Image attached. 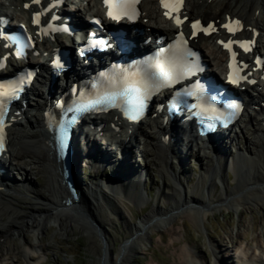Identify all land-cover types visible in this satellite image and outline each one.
<instances>
[{"label": "bare ground", "instance_id": "1", "mask_svg": "<svg viewBox=\"0 0 264 264\" xmlns=\"http://www.w3.org/2000/svg\"><path fill=\"white\" fill-rule=\"evenodd\" d=\"M24 1L26 0H8L9 4L15 6L22 5ZM91 2L92 6L96 7L99 1L91 0ZM141 6L145 18H147L145 26L149 28V33L159 30L166 32L170 29L169 22L162 17V11L159 9L157 0H143ZM186 14L190 18L199 16L203 19H219L218 23L227 19V16L237 17L244 22L247 35L252 34L249 31V27L260 28L264 31V0H187ZM217 35H219V32ZM219 38V36H211L202 39V43L207 47V50L204 52L205 56L216 68L222 65L224 56V51L217 44ZM43 70L45 71L44 67ZM45 72L48 74L47 71ZM46 80H48L47 77L42 76L40 78L42 82ZM253 91L259 99L262 98L263 93L261 90L254 89ZM32 94L39 98H42L44 95L37 87L32 89ZM256 105L257 103L253 100L247 105V110H250V112H246L238 124L240 127L239 135H243L245 141L242 147L234 144L235 150L229 149L225 139L224 143L222 142L221 136H216L215 139L208 137L205 139V142L203 139L197 140L194 137L193 127L179 128L174 127L173 124L171 125L172 128L168 129L158 117L151 118L152 122H143L138 127L139 133L137 135L127 132V125L120 121L124 134H120L121 138L112 134L109 139L112 143H119L118 148L123 146L121 148V152H123L122 158L116 159V163H111L114 159L110 158L112 161L108 160L106 163L108 165L113 164L110 168H108L109 166H101L96 163L92 167L97 171L104 166L109 169L108 174L111 175V179L109 183H106L107 186H112L110 182L115 181L114 186L122 188L121 190L126 195L132 193V196L140 197L138 196L140 194L137 187L140 184L143 171H138L137 165L134 167L136 161L133 163L131 160L132 155L128 152L127 144L132 139L137 138L142 145V147H138L139 153L148 158L151 157L150 167L155 166L159 171L163 172L161 194L169 198L173 203L168 208L162 210L158 206H152L149 212L140 219L139 225L131 229L130 233L132 237L121 244L116 254H111L107 259L108 246H103L99 263L126 264L130 255L129 252L134 251L143 239L145 229L150 223H152V226L161 227L162 223L172 221V216L175 214H182L193 224L200 223V221L206 219L207 210L213 209L211 206L215 209L218 208V205L213 202L217 182L221 183L223 189L221 195H216L215 197L224 206L237 209L242 203L254 202L264 204V125L258 118V115L264 113V110L261 108L256 110ZM31 109H35V112L29 116L27 114L24 115L23 119L16 124L17 127H22V130H18L19 128L15 127L10 129L9 145L11 146L12 155L7 160L9 162L8 166H11L12 169L24 176V184L27 186L16 185L10 177V173L12 172L9 170L0 178V220L3 221L0 224V264H3L1 262L6 258L5 255L13 252L15 247L12 244L6 249L3 248L4 240L10 239L15 235L16 240H22V244L26 248H31L33 244H30L28 241L27 231L31 230L43 234L46 224L51 219L56 221L59 230L63 231V235L68 236L73 233L75 231V223H83L92 228L95 236L99 238H104L107 233L106 229L100 225L102 221L99 210L100 206L92 204L89 201V190H81L79 192L78 188H76L78 184L76 181L78 179V172L75 176V168L80 165L81 161H87V156L83 154L82 159L80 153H78L80 162L77 160L73 163L72 177L77 195L76 199H73L63 176V162L56 159L55 151L52 147V138L49 137L47 128L44 125V108L40 104L35 103ZM111 120L118 122L119 118H116L112 113L104 116L105 128L103 130L106 135L111 132L108 124V121ZM147 127L158 136L156 139L146 130ZM246 130L252 135V138L245 136ZM169 132H171L170 139L166 140L165 135ZM180 141L183 142L182 145L186 148L187 154H194L197 158L205 160L202 169L203 173L199 176L196 185L197 190H200L209 182L207 195H204L200 191L196 193L198 195L197 198H188L184 195L183 181L180 178L182 168L179 165H182L186 155L178 154L179 152L176 147ZM207 141L210 143L209 146L206 145ZM233 141L234 138H231L229 144ZM118 151L120 152V149ZM125 162H129L130 164ZM146 165L147 163L142 165L145 171ZM227 171L232 172L236 178H241V184L235 183L234 186H227L223 178V175ZM39 173L47 174V182L44 181L43 185L40 186L36 185L33 180V175H38ZM210 173L213 176L211 178ZM128 177L129 179H126ZM106 184H95V187L99 188ZM19 188L23 193L30 194L24 201L19 202L17 199L18 204L23 206L21 209L18 208V204L10 202L12 192H17ZM96 188L90 187L89 193L93 195V198L97 194L98 196L102 195L100 189L97 190ZM95 201L97 203L96 199ZM3 207H5L4 210L2 209ZM3 216H6L5 220L2 219ZM262 244H264V239ZM210 246L214 257L212 264H221L224 260L222 256L219 258V245L211 243ZM240 253L242 254V252ZM260 256H263L260 261L262 264V259H264L263 249L258 250L256 257ZM241 262L243 264L253 263L248 261L245 256ZM176 264H206V262H204L202 252L195 243L192 246L180 248Z\"/></svg>", "mask_w": 264, "mask_h": 264}, {"label": "rangeland", "instance_id": "2", "mask_svg": "<svg viewBox=\"0 0 264 264\" xmlns=\"http://www.w3.org/2000/svg\"><path fill=\"white\" fill-rule=\"evenodd\" d=\"M20 129L22 130L23 128L20 127L18 130ZM148 131H150L149 133L152 134L153 138L156 139L158 137L149 128ZM245 136L252 138V135L248 131ZM244 141L245 137L243 135L240 138L237 137L233 143L228 145V148L235 150L234 144L242 147ZM99 146L96 144V147ZM181 148L183 149V147ZM178 152L180 155H186L182 165H179L182 168L180 178L183 181L184 195L188 198H197L198 195L196 193L198 191L207 195L209 182L200 190H197L196 185L199 176L203 173L202 169L205 160L203 161L201 158H197L194 154L190 155L186 152H181V150H178ZM112 154L118 153L112 152ZM131 158L133 163L136 161L134 167L137 165L138 171H143L142 177L140 176V184L137 187L140 194L138 196L140 197H134L131 195L132 193L126 195L121 190L122 188L114 186L115 181L110 182L112 186H107L106 183H109L111 179V175L108 174V168L111 165L108 168H99L97 171L94 167H91V164H87L86 168L81 162L75 168L76 170L74 169L75 176L78 172V179L76 180L78 184L76 188H78L79 192L81 190H89L90 192V187L96 188L95 184H106L96 188L97 190L100 189L102 195L98 196V194H94L95 196L93 198V195L88 192L89 201L92 204L100 206L99 210L102 216L100 225L107 231L104 238L102 237L103 239L95 236L94 230L83 223H75V231L68 236L63 235V231L59 230L56 221L51 219L46 224V229L43 234L31 230L27 231L28 241L30 244H33L31 246L34 248H26L22 244V240H16L15 235L10 239L7 238L4 240L3 248L6 249L12 244L15 247L13 252L5 255L6 258L1 263L101 264L99 260L104 245L108 246L107 259L111 254H116L121 244L132 237L130 233L131 229L139 225L140 219L149 212L152 206H158L162 210L168 208L173 203L169 198L161 194L163 172L159 171L155 166L150 167L151 157L148 158L140 153L139 155L134 153ZM173 161L175 160L173 159ZM125 163L130 164L129 162ZM145 163H147L146 171L142 166ZM226 173L229 174L226 175ZM226 173L223 175V178L227 186H234L235 183L241 184V178H236L230 171ZM46 175L44 173L33 175V180L36 185L40 186L43 185L44 181L47 182ZM10 177L16 185L21 184L27 186L24 184V176L21 173L14 171L10 173ZM211 177L213 176L210 173ZM126 179H129V177ZM222 187L220 182L216 183L215 196L221 195ZM12 193L10 202L15 204H18V201H24L27 196H30L29 193H23L20 188L17 192ZM215 196L213 202L218 205V208L215 209L211 206L213 209L207 210L206 219H203L200 223L193 224V222L182 216V214L173 215V220L162 223L161 227L152 226V223H150L145 229L143 239L134 251L129 252L130 255L128 256V262L126 264H176L177 254L180 248L192 246L195 243L202 252V257L206 264H212L214 259L210 246L211 243L219 245V258L222 256L225 264H233L234 257L229 255L233 252L230 250L231 244H252V249L254 245L261 244L264 239V204L254 202L242 203L236 209L220 204ZM22 207L18 204L19 209ZM2 209L4 210L5 207ZM178 212L181 213L180 211ZM2 219L5 220L6 216H3ZM2 223L3 221L0 220V224ZM39 238L40 240H38Z\"/></svg>", "mask_w": 264, "mask_h": 264}, {"label": "snow or ice", "instance_id": "3", "mask_svg": "<svg viewBox=\"0 0 264 264\" xmlns=\"http://www.w3.org/2000/svg\"><path fill=\"white\" fill-rule=\"evenodd\" d=\"M38 2V0H34ZM106 7L108 8V16L113 20H120L127 18L129 20L136 19L138 16L137 5L139 0H104ZM161 6L165 9V16L168 18H175L177 25H182L183 20L177 14L182 5V0H160ZM27 8L28 5L25 4ZM177 14V15H174ZM40 13L33 14L32 22L34 24L38 23V17ZM55 19V17H53ZM96 23H100L99 20ZM240 21H230L223 25L229 32H235L238 30ZM51 28V25H49ZM192 35L196 36L198 31H203L206 34L212 30L214 31V26L209 24L207 28H203L200 21H194L191 25ZM67 30V29H64ZM46 31V30H42ZM18 41L20 47L17 50V55L23 54L24 48L29 45L19 41V38H13ZM31 38L29 37V40ZM103 45L104 41H100ZM225 48L228 49L232 56V72L229 74V80L233 84H238L244 77L239 75V70L236 67V53L232 51V45L238 44L245 52L250 51V45L252 41H233L229 40L227 43L220 41ZM195 56L190 49L187 48V41L184 39L183 33L177 35L176 40L172 45H169L167 49L161 50L157 53L151 61L147 63V66L137 71H130L128 69L123 70L119 74H115L109 80V87L103 92L98 93L94 98L88 99L86 102L78 103L76 111H83L89 107L96 105H108V106H123L125 109V114L129 119H138L144 112L146 107V101L151 97L155 91H159L162 88H168L172 85L184 80L186 77L192 75L195 71H199V66L195 61L190 60L189 57ZM6 59V57L4 58ZM58 64V61H54ZM259 64V59L257 60ZM61 66L62 65H58ZM0 67H3V63L0 62ZM247 67V65H244ZM104 74L101 73V76ZM32 73H28V79L30 80ZM23 81H21L22 83ZM250 83H255V81H250ZM198 85L193 86L192 91H188L186 94L189 96L197 95L195 89ZM19 91L18 86L15 82H0V149L3 148V127L4 120L3 117L7 113V108L5 106V100H12L17 98V92ZM179 96V93H177ZM175 99V98H174ZM58 107L61 105L58 103ZM193 109H200L203 113L212 112L215 113L216 110L210 106H205L203 103H197L191 105ZM235 108H239V105H235ZM69 111H72L69 108ZM223 114L208 116L209 120L221 119ZM209 128L212 127L211 124L208 125ZM65 137H62L61 143L64 145Z\"/></svg>", "mask_w": 264, "mask_h": 264}, {"label": "water", "instance_id": "4", "mask_svg": "<svg viewBox=\"0 0 264 264\" xmlns=\"http://www.w3.org/2000/svg\"><path fill=\"white\" fill-rule=\"evenodd\" d=\"M76 197H77V196H75V198H73V199H76Z\"/></svg>", "mask_w": 264, "mask_h": 264}]
</instances>
